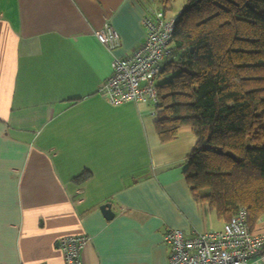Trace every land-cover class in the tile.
<instances>
[{"label":"crops","instance_id":"0c3cea01","mask_svg":"<svg viewBox=\"0 0 264 264\" xmlns=\"http://www.w3.org/2000/svg\"><path fill=\"white\" fill-rule=\"evenodd\" d=\"M159 6L0 0V264H64L69 234L89 236L85 264H169L167 230L222 229L185 177L192 129L162 142L151 101L114 105L99 91ZM106 22L120 36L113 50L96 34Z\"/></svg>","mask_w":264,"mask_h":264},{"label":"trees","instance_id":"16d2710c","mask_svg":"<svg viewBox=\"0 0 264 264\" xmlns=\"http://www.w3.org/2000/svg\"><path fill=\"white\" fill-rule=\"evenodd\" d=\"M173 0H159L167 14ZM158 74L162 142L190 127L185 177L220 218H264V0H187Z\"/></svg>","mask_w":264,"mask_h":264},{"label":"built area","instance_id":"2783aa9c","mask_svg":"<svg viewBox=\"0 0 264 264\" xmlns=\"http://www.w3.org/2000/svg\"><path fill=\"white\" fill-rule=\"evenodd\" d=\"M180 13L169 15L159 7L146 13L144 42L125 56L112 60V73L99 91L110 103L148 99L158 100L157 77L164 60L172 52V39ZM99 40L110 50L120 45V36L110 22L96 31ZM247 211L240 207L222 229L186 233L171 228L164 234L169 249V264H264V230H252L246 222ZM88 235H65L58 241L64 264H85L82 251ZM37 264H50L39 262Z\"/></svg>","mask_w":264,"mask_h":264},{"label":"rangeland","instance_id":"374dc122","mask_svg":"<svg viewBox=\"0 0 264 264\" xmlns=\"http://www.w3.org/2000/svg\"><path fill=\"white\" fill-rule=\"evenodd\" d=\"M187 4V0H173L168 10L169 15L180 13V10ZM160 5V3H159ZM160 7V6H159Z\"/></svg>","mask_w":264,"mask_h":264},{"label":"water","instance_id":"95a60500","mask_svg":"<svg viewBox=\"0 0 264 264\" xmlns=\"http://www.w3.org/2000/svg\"><path fill=\"white\" fill-rule=\"evenodd\" d=\"M100 208L102 212L104 213V215L106 216V218L110 219L115 215L114 211L112 210L111 204L108 202L103 203Z\"/></svg>","mask_w":264,"mask_h":264}]
</instances>
